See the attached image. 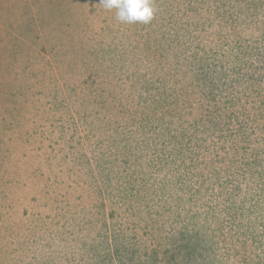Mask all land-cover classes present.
<instances>
[{
  "label": "rangeland",
  "instance_id": "1",
  "mask_svg": "<svg viewBox=\"0 0 264 264\" xmlns=\"http://www.w3.org/2000/svg\"><path fill=\"white\" fill-rule=\"evenodd\" d=\"M0 0V264H264V0Z\"/></svg>",
  "mask_w": 264,
  "mask_h": 264
},
{
  "label": "clouds",
  "instance_id": "2",
  "mask_svg": "<svg viewBox=\"0 0 264 264\" xmlns=\"http://www.w3.org/2000/svg\"><path fill=\"white\" fill-rule=\"evenodd\" d=\"M99 4L105 10H114L116 19L125 24H148L157 12L154 0H99Z\"/></svg>",
  "mask_w": 264,
  "mask_h": 264
}]
</instances>
